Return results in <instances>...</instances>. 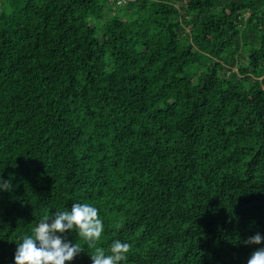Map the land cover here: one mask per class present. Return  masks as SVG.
<instances>
[{"label":"trees","instance_id":"trees-1","mask_svg":"<svg viewBox=\"0 0 264 264\" xmlns=\"http://www.w3.org/2000/svg\"><path fill=\"white\" fill-rule=\"evenodd\" d=\"M0 0V264H264V0Z\"/></svg>","mask_w":264,"mask_h":264},{"label":"built area","instance_id":"built-area-1","mask_svg":"<svg viewBox=\"0 0 264 264\" xmlns=\"http://www.w3.org/2000/svg\"><path fill=\"white\" fill-rule=\"evenodd\" d=\"M123 1L122 0H118L117 1V4L119 5V4H121Z\"/></svg>","mask_w":264,"mask_h":264}]
</instances>
